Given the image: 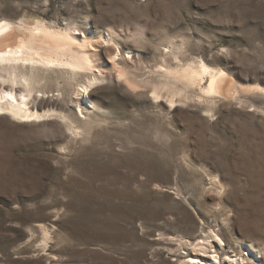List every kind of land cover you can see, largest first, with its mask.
<instances>
[{"label":"rangeland","instance_id":"rangeland-1","mask_svg":"<svg viewBox=\"0 0 264 264\" xmlns=\"http://www.w3.org/2000/svg\"><path fill=\"white\" fill-rule=\"evenodd\" d=\"M23 20L104 41L152 90L89 101L66 69L0 65L50 115H0V264H264V0H0ZM203 63L240 100L182 77Z\"/></svg>","mask_w":264,"mask_h":264},{"label":"bare ground","instance_id":"bare-ground-1","mask_svg":"<svg viewBox=\"0 0 264 264\" xmlns=\"http://www.w3.org/2000/svg\"><path fill=\"white\" fill-rule=\"evenodd\" d=\"M118 56V50L115 47H105L104 41L81 40L75 34L52 29L44 23L23 20L21 26L17 28L9 22H0V65L20 63L34 66L39 64L46 68L66 69L74 76L85 78L80 86L83 96L89 101H91V94L95 92L93 87L95 88L99 82L112 81L116 78L123 80L127 87L137 91L140 95L146 94L147 90H152L147 86L146 79L148 78L137 81L138 79L131 77L130 71L127 70L128 61H125L123 56L117 60ZM182 77L193 82L200 80V84L207 77L209 84L206 92L209 95L240 100L234 81L226 73L214 70L205 63L199 70L191 72L186 70ZM153 94L156 99L165 97L158 88L153 90ZM32 95L29 89L18 91L16 88L2 87L0 89V115L10 114L21 122L41 120L50 116L39 114L35 109L36 106H43L44 103L35 104L32 109L29 108ZM175 96L176 94L168 95L170 103L176 102ZM36 98H38L37 95ZM200 244L195 246V251L203 253L207 247L200 246ZM209 261L215 264L218 261L217 256ZM183 264L203 263L200 260L191 259L190 263ZM228 264H263V262L260 260L247 261L244 256H241L240 259L228 260Z\"/></svg>","mask_w":264,"mask_h":264},{"label":"water","instance_id":"water-1","mask_svg":"<svg viewBox=\"0 0 264 264\" xmlns=\"http://www.w3.org/2000/svg\"><path fill=\"white\" fill-rule=\"evenodd\" d=\"M48 261V260H47Z\"/></svg>","mask_w":264,"mask_h":264}]
</instances>
